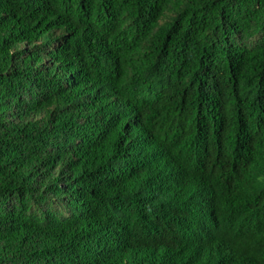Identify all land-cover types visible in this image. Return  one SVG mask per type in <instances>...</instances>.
Masks as SVG:
<instances>
[{
  "label": "trees",
  "instance_id": "1",
  "mask_svg": "<svg viewBox=\"0 0 264 264\" xmlns=\"http://www.w3.org/2000/svg\"><path fill=\"white\" fill-rule=\"evenodd\" d=\"M0 264H264V0H0Z\"/></svg>",
  "mask_w": 264,
  "mask_h": 264
}]
</instances>
